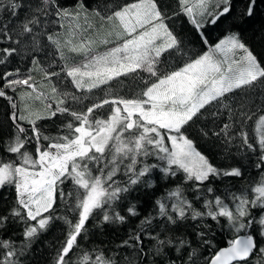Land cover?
I'll use <instances>...</instances> for the list:
<instances>
[{
  "label": "snow or ice",
  "instance_id": "snow-or-ice-1",
  "mask_svg": "<svg viewBox=\"0 0 264 264\" xmlns=\"http://www.w3.org/2000/svg\"><path fill=\"white\" fill-rule=\"evenodd\" d=\"M256 6L257 0H248L241 15L251 17ZM232 10V0H0V98L11 107L7 131L0 125V189L15 191L14 202L0 209V231L19 225L23 237L19 243L0 238V264H22L32 242L57 220L68 231L52 264H120L104 247L81 249L75 261L70 254L80 249L78 238L97 211L102 223H125L117 208L137 186L154 187L156 170L165 181L182 174L183 184L165 189L154 201L155 215L141 219L116 245L131 249L124 264H157V258L180 264L185 249L191 251L182 264H264V212L253 214L264 210V60L238 31L215 42L207 35ZM181 17L188 34L176 27ZM69 54L81 60L72 62ZM14 57L29 59L31 66L26 72L9 68ZM127 78L140 81L138 92L122 95L113 87ZM69 84L72 90L65 91ZM96 90L103 95L94 97ZM245 90L259 99L239 107L224 103ZM83 100L89 104L78 109ZM213 106H219L213 118L223 108L228 122L221 120L219 131L201 129L202 135L222 139L226 159L235 151L258 173L222 194L212 181L243 179L245 165L218 167L188 131ZM58 117L67 123L57 134H45L42 122ZM189 183L187 190L205 211L186 195ZM61 204L74 219L56 215ZM126 213L138 216L136 204ZM206 218L230 238L202 262L192 241L168 235L167 225L199 220L197 241L211 245ZM156 227L166 231L162 235ZM145 238L155 242L149 250ZM171 248L177 259L169 258Z\"/></svg>",
  "mask_w": 264,
  "mask_h": 264
},
{
  "label": "trees",
  "instance_id": "trees-1",
  "mask_svg": "<svg viewBox=\"0 0 264 264\" xmlns=\"http://www.w3.org/2000/svg\"><path fill=\"white\" fill-rule=\"evenodd\" d=\"M24 3L36 4L39 0H22ZM248 0H232L233 10L231 15L222 18L220 22L214 27H210L207 31V35L210 37L211 42H215L219 37L223 36L228 31H238L243 40L249 47L253 50L254 54L257 55L258 59L264 60V0H257V6L255 8L254 14L251 17L242 16L241 14L247 6ZM21 18H23L24 10L20 13ZM176 27L178 30H183L185 34L189 33V27L184 23V18L181 17L180 20L175 21ZM53 30L56 29L55 25L51 26ZM61 34H63L61 32ZM201 45L197 43L195 45V50H199ZM47 51L52 54L54 49L52 46L47 48ZM70 61L79 62L81 60L80 56L69 54ZM42 60L51 62L52 56H44L41 54ZM57 63L59 60L57 58ZM30 60L23 59L20 57H14L8 64L9 68L20 67L22 72H26L28 67H30ZM46 66V65H45ZM5 70L4 67H0V73ZM37 80L41 79L39 73H34ZM0 86H2V81H0ZM113 87L118 89L122 95H130L132 93L138 92L140 90V81L134 78H127L120 81L118 84H114ZM65 91H71V85L69 84ZM20 91H24L23 88ZM247 90L239 91L235 95H230L228 100L224 103H232L235 101V106L239 107L240 104L249 102L252 99L258 100V96H252L251 94H246ZM9 95H19V92L13 94L9 92ZM103 92L96 90L94 93L95 96H102ZM93 97V98H94ZM89 100H83L82 105L77 106L78 109L84 105H88ZM219 106H213L208 109L207 112H204L199 119L191 124V127L188 129L190 138H192L198 146V149L202 151L209 159L218 167H229V166H238L239 163L245 165L244 168V178L229 177L223 178L222 180H213L212 186L217 189V194H222L223 190L226 187L232 188V190H237L240 186L244 185L248 178L257 177V170L252 167L251 162L247 159H241L239 153L233 151V154L227 159L225 158L226 149L223 144L222 139H217L216 137L211 136L205 137L201 133V129L208 131L214 130L219 131L218 126H222L221 120L224 122L227 121V116L224 114L225 110L219 108V111L222 113L221 117L214 119L212 113L217 110ZM11 113V107L8 102L0 98V125L3 126V130L7 131L10 124L9 116ZM67 120H62L61 118H56L55 120L44 121L42 124L47 128L45 134H57V130L62 127L63 124H66ZM250 135H254L253 128H249ZM29 150H32L31 146ZM254 159V158H253ZM149 162H156L154 159H150ZM156 184L152 188L145 186H137L134 191L128 194L127 201L124 204L117 208L118 211H121V214L126 215V222L123 224L120 223H102V212L97 211L88 222H86V233L84 238H78L80 244V249H76L73 253L70 254L71 260L75 261L80 255L81 249H91L93 247H104L109 250V254H115L116 258L120 264H124V257L129 256L131 249H118L116 248L117 244H120L124 239H127L130 232L137 228L141 219L147 216L149 213L155 215L156 208L154 201L160 195L163 194L165 189L174 188L178 183L183 184V175H178L175 179L169 178L165 181L162 179V174L158 170L154 171L153 174ZM122 179V177H118ZM71 188V185L68 186ZM191 187V183L185 185L186 195L190 200H193L194 207L201 211H205L203 208V201H196L194 199V193L188 191ZM67 190V189H66ZM15 200V191L13 188H4L0 189V209L11 205ZM71 203L74 205L75 200L73 199ZM136 204L137 212L139 213L136 217L127 216L126 207L131 204ZM264 210L253 209V214L259 216ZM56 215L65 216L68 215L69 219H74L73 215H69L65 209L64 205L61 204ZM162 222V218H161ZM205 223L210 225L211 231L209 232L208 239L211 240V245H202L197 241L195 236L196 225L200 223L199 220L192 221L191 219L185 221H178L177 224L167 225L168 235L176 236H185L192 241V247L196 248L198 254L200 255L201 261H204V258L210 257L214 254L216 250L221 247L226 246V241L229 239V233L226 228L217 225L215 222L211 221L210 218H206ZM157 221L153 222L155 227ZM221 224H226L225 220H221ZM68 231L67 225L63 220L54 221L49 230L39 236L36 240L32 242L30 250L22 257V264H52V258L56 254V250L61 246V243L66 237ZM156 231L163 233L166 231L164 227H156ZM0 238L8 239L13 238L19 243L23 237L21 235V226L19 225H9L5 231H0ZM146 250H149L153 247L154 241H150L145 238L144 240ZM168 256L171 259H177L178 255L175 248L168 249ZM191 249L182 250V255L180 259V264L183 260L187 259L188 253ZM157 264H163L160 258H157Z\"/></svg>",
  "mask_w": 264,
  "mask_h": 264
}]
</instances>
